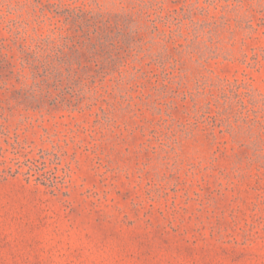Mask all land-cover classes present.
<instances>
[{"label":"rangeland","instance_id":"1","mask_svg":"<svg viewBox=\"0 0 264 264\" xmlns=\"http://www.w3.org/2000/svg\"><path fill=\"white\" fill-rule=\"evenodd\" d=\"M0 264H264V0H0Z\"/></svg>","mask_w":264,"mask_h":264}]
</instances>
